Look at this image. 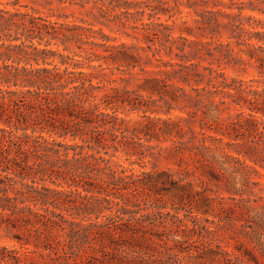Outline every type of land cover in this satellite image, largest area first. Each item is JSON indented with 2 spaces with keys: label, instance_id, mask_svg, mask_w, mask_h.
<instances>
[{
  "label": "trees",
  "instance_id": "16d2710c",
  "mask_svg": "<svg viewBox=\"0 0 264 264\" xmlns=\"http://www.w3.org/2000/svg\"><path fill=\"white\" fill-rule=\"evenodd\" d=\"M85 1L94 2L98 14L94 21L108 29L110 23L129 28L120 14L114 13L117 8L124 9V14L144 12L141 0ZM254 2L249 1L248 8L264 15V0ZM18 3L19 0H0V234L19 245L18 249L0 247V264H20L29 254L46 256L51 264H182L176 251H182L179 244L186 240V235L176 229L188 226L181 221L180 225L176 223L181 220L180 208H172L174 213L166 211L157 197L176 182L170 179L158 184V175L170 174L159 171L155 165L150 171L135 172L134 165L141 167L145 163L143 145L133 139L135 134L129 135L125 119L117 115L119 108L129 106L149 119L146 113L154 111V103L151 106L139 97L130 98L128 91L119 94L115 87L108 86L114 80L105 79L100 73L108 69L103 64H113L116 70L130 74L141 68L143 59L146 65L154 59L164 67L184 68L178 73L179 79L188 83L187 69L191 65L157 59L160 49L156 43L141 46L142 51L150 52L142 57L124 43L109 45L116 38L101 30L51 22L35 12H22L16 8ZM241 4L229 21V38L248 48L249 60L262 78L257 81L262 87L252 88L235 78L228 83L225 68L205 67L208 82L222 79L218 83L226 97L220 101L222 110L239 107L236 120L230 122L227 130L213 128L219 113L212 103L211 108L204 106V112L201 109L200 117L197 112L202 97L209 93L205 89H200L203 93L198 92L193 103L186 104L190 106L184 104L179 108L189 115L186 123L198 121L202 135L213 129L233 140L235 155L223 148L220 154H212L202 143L199 151L205 162L200 163L201 173L212 179L213 165L223 167L226 161L250 170L258 178L264 177V32L244 27L245 6ZM150 10L156 13L155 8ZM248 20L264 26L262 19L249 16ZM96 32H100V38ZM52 41H73L79 53L73 57L59 53L49 48ZM101 47H105L107 55L97 52ZM117 55L122 60H116ZM224 58L226 66L245 62L235 60L230 50H226ZM158 68L157 72L166 80L174 77ZM140 70L145 73L144 68ZM192 75L200 79L197 83L203 79L196 72ZM99 77L102 78L94 83ZM152 79L168 86L156 74ZM112 90L115 95L109 94ZM184 97L177 96L183 101ZM242 117L246 127L241 124ZM179 127L176 129L180 131ZM209 137L212 141L223 140ZM235 169L240 177L229 179L228 183L236 189L231 193L233 204L225 219L231 227L238 226L248 247L237 241V254L224 251V262L264 264V182L251 181ZM110 206L115 210L107 215L105 211Z\"/></svg>",
  "mask_w": 264,
  "mask_h": 264
},
{
  "label": "rangeland",
  "instance_id": "374dc122",
  "mask_svg": "<svg viewBox=\"0 0 264 264\" xmlns=\"http://www.w3.org/2000/svg\"><path fill=\"white\" fill-rule=\"evenodd\" d=\"M6 1L2 0L3 3ZM249 1L256 4L254 0H221V3L218 0H141L143 4L141 6L144 8L141 14H124L121 13L124 9L120 8L114 11L120 14L119 18L128 24L129 28L126 30L112 23L109 24L110 29H108L94 21L98 14L94 8V2L91 1L19 0L16 6L22 12H35L51 22L77 24L91 27L94 31L101 30L102 33L116 38L115 41H110L109 45L124 43L135 48L142 57L148 52L142 51L140 47H145L148 43H156L160 49L157 59L183 66L191 65L187 69V72H190L188 83L179 79L178 73L185 71L184 68L178 65L164 67L161 62L154 59H151L149 65L143 63L144 59L141 61L140 65L145 73L140 70L141 68H136L130 74L118 71L113 64L108 66L103 64L108 69L100 73L105 75V79L114 80L115 83L108 86L115 87L119 94L128 91L130 98L139 97L144 104L148 102L151 106L154 103L152 107L154 111L146 113L149 119L144 118L141 111L130 110L129 106L119 108L117 115L125 119L129 135L135 134L133 139L139 140L143 145L145 163L141 167L134 165L135 172L150 171L155 165L159 171H167L170 174V176L158 175L155 179L158 184L170 179L176 182L168 191H160L157 197L166 207V211L174 213L172 208H180L181 220L176 223L180 225L181 221L188 226V228L181 226L182 230L176 229L179 234L186 235V240L179 244L182 251L174 250L182 264H226L224 251L237 254L234 248L237 241L248 247L238 226L231 227L225 219L229 216L227 209L233 204L230 199L231 193L236 189L232 188L228 182L234 176L239 179L240 176L234 173L235 168L239 169L240 174H246L251 181L264 182V177L258 178L250 170L240 168L232 161H226L223 167L213 165L215 179L203 175L200 163L205 161L199 151L202 143L209 147V152L212 154H220L223 148L226 152L235 155L233 151L235 145L232 144V138L215 133L213 129L207 130L205 135H202L198 121L186 123V120H190L189 115L186 114L185 109L179 108L184 104L193 103L197 93H203L200 89H205L209 93L202 97L203 103L199 107L200 110L198 109V115L201 117L202 111L204 112L207 108L204 106L210 107L209 104L212 103L217 106L219 113L217 125L213 128L227 130L230 122L236 120L239 107L222 110L223 105H220V101L226 99L218 85L222 79L208 82L209 76L204 70L205 67L218 70L225 68L223 71L228 75V83H232L231 80L235 78L245 81L246 85H251L252 88L262 87L257 82L262 78L258 75L254 62L249 60L248 48L238 45L236 39L229 38L231 28L229 21L238 13V7L243 6L241 3L245 6L242 11L244 27L264 32V26H257L254 20H248L249 16L264 20V15L248 8ZM112 5L116 4L112 3ZM7 7L12 9L11 6ZM149 7L155 8L156 13L154 14ZM132 11L134 10L130 9V12ZM216 23L219 24L218 27ZM145 33H148L147 36H144ZM95 35L98 38L101 36L100 32H96ZM97 41L101 42L100 39ZM83 47L86 48V46ZM49 48L66 56L73 57L75 53H79L73 41L65 44L61 41H52ZM226 50H230L235 60L245 61L244 64L226 66L224 63ZM97 52L104 56L108 54L105 47L98 48ZM75 58L80 59L79 56ZM115 59L120 61L122 57L117 55ZM58 60L59 57L55 59V62ZM158 66L169 71V74L174 77L166 80L164 75L157 72ZM242 68L246 71H241ZM194 72L203 75L202 81L197 83L196 80L200 79L192 75ZM155 74L158 78H164L168 86L164 87L161 80H153ZM101 78L94 79L93 82L96 83ZM177 88H181L182 92L176 91ZM109 94L115 95L114 90L109 91ZM179 94L185 96L184 101L177 98ZM168 107L171 109L169 113H166ZM186 109L194 110L195 107L192 109L186 107ZM241 124L243 127L247 126L244 117L241 118ZM178 125H180V131L177 130ZM209 136H216L223 140L212 141ZM230 144L231 146L228 147ZM250 187H252L251 182ZM114 210L115 207L110 206L105 214L110 215V211ZM116 221L117 219H110V222ZM194 223L195 229L192 230ZM0 247L18 249L19 245L1 233ZM20 264H51V261L46 256L29 254Z\"/></svg>",
  "mask_w": 264,
  "mask_h": 264
}]
</instances>
